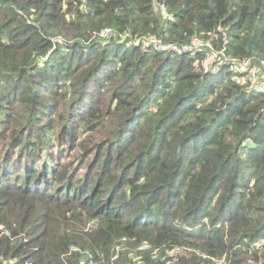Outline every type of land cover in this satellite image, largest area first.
Here are the masks:
<instances>
[{"label": "trees", "instance_id": "obj_1", "mask_svg": "<svg viewBox=\"0 0 264 264\" xmlns=\"http://www.w3.org/2000/svg\"><path fill=\"white\" fill-rule=\"evenodd\" d=\"M158 2L0 0V264H264V94L129 43L264 59V0Z\"/></svg>", "mask_w": 264, "mask_h": 264}, {"label": "built area", "instance_id": "obj_2", "mask_svg": "<svg viewBox=\"0 0 264 264\" xmlns=\"http://www.w3.org/2000/svg\"><path fill=\"white\" fill-rule=\"evenodd\" d=\"M153 11L157 14L162 15L165 18H170V15L166 12L165 8L161 6L158 0H151ZM111 34L110 29H103L99 32V37H107ZM129 35L124 33L119 38L120 42H124ZM129 43L141 46L144 49H152L155 51H165L172 52L178 55L181 54H190L194 55L198 51H206L203 59L202 66L210 67V66H220V65H228L229 70L232 72V77L235 78L236 82L241 85L245 92H249V94H264V59H256L255 57H247L241 60L236 58H230L226 56L222 50H215L210 43V41L204 40L201 37H193L189 44L186 45H175L171 43H165L161 38L154 36H147L141 38H133L129 39ZM94 221H89L85 229L88 230L92 227ZM258 246V244H256ZM126 247L125 238L122 237L120 240L116 242L113 247L114 256L111 258V262L117 257L118 252L120 250H124ZM148 245L143 244L136 247L131 251L133 253L139 252L145 249H148ZM185 249V247H173L171 249H166L164 254L161 256V260L165 261V264L170 263V259L175 255L179 254L181 250ZM78 249L73 247L70 249V252L77 251ZM186 250H189L186 248ZM157 249H153L151 251L152 258H156L159 254ZM140 261L137 259V264ZM66 264V263H65ZM80 264H84V259L80 260ZM216 264H225L223 260H217Z\"/></svg>", "mask_w": 264, "mask_h": 264}, {"label": "rangeland", "instance_id": "obj_3", "mask_svg": "<svg viewBox=\"0 0 264 264\" xmlns=\"http://www.w3.org/2000/svg\"><path fill=\"white\" fill-rule=\"evenodd\" d=\"M210 75H212L211 72H210ZM182 247H183V246H182ZM186 251H188V250H186V247H185V249L181 250L180 252H186Z\"/></svg>", "mask_w": 264, "mask_h": 264}]
</instances>
